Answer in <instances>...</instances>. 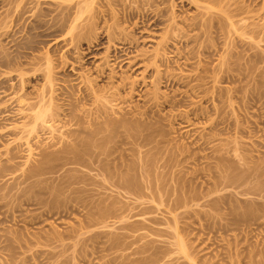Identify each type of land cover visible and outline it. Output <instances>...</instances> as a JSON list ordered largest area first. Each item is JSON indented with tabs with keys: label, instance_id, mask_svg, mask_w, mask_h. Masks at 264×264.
<instances>
[{
	"label": "rangeland",
	"instance_id": "obj_1",
	"mask_svg": "<svg viewBox=\"0 0 264 264\" xmlns=\"http://www.w3.org/2000/svg\"><path fill=\"white\" fill-rule=\"evenodd\" d=\"M95 1L0 0V264H264V0Z\"/></svg>",
	"mask_w": 264,
	"mask_h": 264
},
{
	"label": "bare ground",
	"instance_id": "obj_2",
	"mask_svg": "<svg viewBox=\"0 0 264 264\" xmlns=\"http://www.w3.org/2000/svg\"><path fill=\"white\" fill-rule=\"evenodd\" d=\"M97 1H99L100 3H104V4H106L105 6H107V5H109V7L111 6V2H113V0H97ZM97 1H95V2H97ZM118 1V0H117ZM130 1V0H129ZM140 1V0H139ZM145 1V0H144ZM149 1V0H148ZM192 3H195L197 6H200V4H203L202 2H200L199 3V1H202V0H190ZM93 2V1H92ZM114 2H116V1H114ZM133 2V1H132ZM138 2V1H137ZM141 2V1H140ZM140 2H138V3H140ZM207 2V1H206ZM216 2V1H215ZM99 3V4H100ZM118 3V2H117ZM126 3H127V1H126ZM135 2H133V4H134ZM145 3V2H144ZM149 3V2H148ZM166 3V2H165ZM239 3V2H238ZM251 3H252V1H251ZM116 4V3H115ZM115 4L113 3V5L115 6ZM119 4V3H118ZM155 4V3H154ZM215 5H212L211 4V6L209 5V6H205V9H207V13H212V15L210 16V18H209V20H206L205 22H199V23H188L186 26H188V28L189 27H194V28H199V29H202V33H206L208 30H210L212 27L214 28V22L215 21H213V19H215L216 20V18H218V17H225L226 19H229L231 16H233L234 15V17H235V15H241V14H243V13H245L246 11H247V8L248 7H250V6H247V8H246V6L244 7V5L243 4H237V2L235 1V0H233V1H231V0H219L218 2H216V3H214ZM103 5V4H102ZM120 5V4H119ZM122 6L124 5V4H121ZM129 5H130V3H129ZM136 5H138V4H136ZM142 5H143V3H142ZM148 5V4H147ZM204 5V4H203ZM206 5V4H205ZM104 6V7H105ZM127 7H128V5H126ZM134 6V5H133ZM139 8L141 9L142 7H141V5L139 4ZM99 7H100V5H99ZM127 7H122V8H124V14H125V18H133V16L135 15V14H138V15H140L139 17H143V22H146L147 23V21H149L148 19H149V16H150V14L149 13H147V11H144V10H142V11H140V9L138 8V6H134V8H128V9H125V8H127ZM132 7V6H131ZM204 7V6H203ZM81 8V7H80ZM95 8V7H94ZM96 8H98V7H96ZM103 8V7H102ZM102 8H100V9H102ZM115 8V7H114ZM93 9V8H92ZM106 9H108L107 7H106ZM106 9H104V10H106ZM113 9V8H112ZM145 9V8H144ZM147 9V8H146ZM87 10V9H86ZM85 9H82L81 11H79L78 13H80V15H82V13H84V12H82V11H86ZM90 10V9H89ZM95 10V9H94ZM98 10V9H97ZM116 10V9H115ZM114 10V11H115ZM166 10V9H165ZM91 11H93V10H91ZM96 11V10H95ZM94 11V12H95ZM98 11H100V10H98ZM98 11H96V13L98 12ZM102 11V10H101ZM107 11V10H106ZM112 11V10H111ZM117 11H119V8H118V10ZM158 11V10H157ZM249 11H250V8H249ZM89 12V11H88ZM105 12V11H104ZM122 12H123V9H122ZM162 12V10L161 11H159V12H156L155 14L157 15L156 17H155V19L152 21V23L151 24H154V25H156L158 22H160V17L161 16H163L162 14L163 13H161ZM65 13L66 12H64V15H65ZM100 13V12H99ZM110 13V12H109ZM121 13V12H120ZM169 13V12H168ZM174 13V12H173ZM90 14V13H89ZM107 16H108V14L107 13H105ZM111 14L112 15H114L113 14V11L111 12ZM111 14H109L110 16H111ZM123 13L121 14V15H124ZM154 14V13H153ZM203 14V13H202ZM63 15V16H64ZM94 15V13L92 12V16ZM97 15V14H96ZM95 15V16H96ZM99 15V14H98ZM98 15H97V17H98ZM104 15V14H103ZM102 15V17H104ZM117 15H118V13H117ZM77 16H79V15H77ZM100 16V15H99ZM109 16V17H110ZM137 16V15H136ZM206 16V15H205ZM108 17V18H109ZM113 17V16H112ZM111 17V18H112ZM116 17H118V16H116ZM120 17H122V16H120ZM151 18H152V16H150ZM90 18V17H89ZM93 19H94V16L92 17ZM212 18V19H211ZM232 18V17H231ZM230 18V19H231ZM98 19V18H97ZM102 19V18H101ZM121 19V18H120ZM169 19V18H168ZM186 19V18H185ZM96 20V19H95ZM115 20H117L116 18H115ZM123 20V19H122ZM129 20H132V19H129ZM243 20V19H242ZM93 21V20H92ZM98 21V20H97ZM97 21H95L94 23H96ZM211 21H212V23H211ZM233 22V21H232ZM241 22V21H240ZM145 23V24H146ZM221 23V22H220ZM231 23V22H230ZM97 24V23H96ZM240 24V23H239ZM93 25V24H92ZM118 25H120V24H118ZM176 25V24H175ZM216 25V24H215ZM229 25H232V24H229ZM252 25V24H251ZM250 25V26H251ZM73 26V25H72ZM95 27H96V25H94ZM116 26V25H115ZM233 26V25H232ZM112 27H114V24H113V26ZM116 27H120V26H116ZM142 27V26H141ZM241 27H243V28H249V24H242V26ZM58 28V27H57ZM115 28V27H114ZM113 28V29H114ZM139 28V27H138ZM217 28H218V26H217ZM223 28V27H222ZM237 28V27H236ZM97 29V28H96ZM111 29V28H110ZM171 29L172 30H174V29H176V27L174 26V24H172V27H171ZM186 29V28H185ZM259 29V28H258ZM115 30V29H114ZM113 30V31H114ZM143 30V29H142ZM192 30H193V28H192ZM237 30V29H236ZM242 30V29H241ZM133 31V30H132ZM201 31V30H200ZM114 32H116V31H114ZM117 32H118V30H117ZM136 32V31H135ZM173 32V31H172ZM175 32H176V30H175ZM178 32V31H177ZM241 32V31H240ZM257 32V31H256ZM97 33V32H96ZM166 33H167V31H166ZM183 35H182V37L181 38H179V39H182L183 38V40H180V41H182V42H185L186 44L189 42V38H190V36L188 35V34H186V33H183V32H181ZM112 34H114V33H112L108 28H106V29H104V31H101L100 33H98V36L97 37H95L94 39H95V44L94 45H99L100 43H102V39L103 38H106V39H111V35ZM169 36H170V38H172L174 41L176 40V36L175 35H173L172 33H170V31H169ZM196 34H198V33H196ZM195 34V35H196ZM199 34H200V32H199ZM96 35V34H95ZM134 35V34H133ZM194 35V38L196 37ZM120 36V35H119ZM181 36V35H180ZM126 37H127V35H126ZM135 36H133V38H134ZM167 37H168V35H167ZM179 37V36H178ZM198 37V36H197ZM200 37V36H199ZM125 38V37H124ZM133 38H131L130 39V41H129V44H131L132 43V39ZM169 38V37H168ZM169 38V39H170ZM193 38V37H192ZM121 39V38H120ZM122 39H123V36H122ZM127 39V38H126ZM198 39V38H197ZM164 40L166 41V38H164ZM124 41H125V39H124ZM134 41V40H133ZM163 41V40H162ZM226 42V41H225ZM161 43H164V42H161ZM160 43V44H161ZM177 43V42H176ZM126 44V43H125ZM170 45V44H169ZM128 46V45H127ZM200 46V45H199ZM129 47V46H128ZM132 49V48H131ZM204 49V48H203ZM184 52V51H183ZM125 54H127V53H125ZM153 55V54H152ZM178 55V54H177ZM115 56V55H114ZM156 56V53H155V55H154V57ZM116 57V56H115ZM125 57H127V56H125ZM169 59V58H168ZM156 60V59H155ZM49 63V62H48ZM47 76V75H46ZM158 77V76H157ZM160 77V76H159ZM48 78V77H47ZM163 78V77H162ZM25 79V78H24ZM159 79L160 78H158L157 79V81L159 82ZM156 81V82H157ZM154 84V83H153ZM21 85V84H20ZM48 85V84H47ZM10 87V86H9ZM2 88V87H1ZM52 88V87H51ZM95 88V87H94ZM118 88V87H117ZM100 89V88H99ZM99 89H98V92H100L99 91ZM51 90V89H50ZM94 92H93V91ZM92 90L90 91V90H88V91H86V92H84L83 94H82V96H80V98H81V100L82 99H85V100H88V98H90V97H92V96H94V97H96V95L95 94H98L97 93V91L95 92V90L92 88ZM97 90V89H96ZM56 91V90H55ZM84 91V90H83ZM114 91H116V90H114ZM53 92V91H52ZM43 93V92H42ZM48 93V92H47ZM54 93V92H53ZM55 94V93H54ZM100 94H102V92L100 93ZM112 94V93H111ZM114 94V93H113ZM48 95V94H47ZM40 96H42V94L40 95ZM98 96V95H97ZM102 96H104V94L102 95ZM48 97V96H47ZM50 97V96H49ZM52 97V96H51ZM93 97V98H94ZM26 98V97H25ZM25 98H24V96H20L19 98H18V101H19V103H21V102H24L25 101ZM53 98V97H52ZM44 99V98H43ZM78 99H79V97H78ZM91 99V98H90ZM80 100V99H79ZM95 100V99H94ZM45 101V100H44ZM47 101H53V100H51V98L50 99H48ZM78 101V100H77ZM40 102V101H39ZM54 104H55V102H53ZM22 104V103H21ZM31 104V103H30ZM40 104H41V102H40ZM48 105L50 104V103H47ZM54 104H53V106H54ZM71 105V104H70ZM46 106V105H45ZM57 106V105H56ZM55 106V107H56ZM59 106V105H58ZM25 107V106H24ZM47 107V106H46ZM49 107H50V105H49ZM70 107V106H69ZM72 107V106H71ZM54 108V107H53ZM52 108V109H53ZM46 109V108H45ZM52 109H48V110H52ZM58 110V109H57ZM26 111V110H25ZM24 111V112H25ZM39 111V110H38ZM37 111V113H34L33 115H32V117L33 118H31V119H33V120H31L33 123H34V127H35V123H36V121H40V122H47L48 120L49 121H51V119H54V117H58L59 116V112L57 113L56 111H55V109H54V111L56 112H54L53 114H51L50 115V113H52V112H50L49 113V115L51 116V117H48V119H46L45 118V113H46V111H47V109H46V111H39L38 112ZM53 111V110H52ZM61 113V112H60ZM62 114V113H61ZM57 115V116H56ZM71 115V114H70ZM28 116V115H27ZM26 116V117H27ZM54 116V117H53ZM53 117V118H52ZM60 117V116H59ZM72 117V116H71ZM70 117V118H71ZM48 121V122H49ZM68 121V120H67ZM94 121V120H93ZM99 122V121H98ZM62 123H63V121H62ZM104 123V122H103ZM44 124V123H43ZM42 124V125H43ZM98 124V123H97ZM101 125V124H100ZM104 124H102L101 126H103ZM51 127V126H50ZM97 127H98V125L96 126V128L95 129H91L90 131L92 132V134H94V132L95 131H97ZM104 127V126H103ZM93 128V127H92ZM100 128V127H99ZM72 129V128H71ZM88 129V128H87ZM29 130H31V129H29ZM28 130V131H29ZM82 130V129H81ZM74 131L75 130H69L68 132H67V135L68 134H72V133H74ZM89 131V130H88ZM90 131H89V133H90ZM88 133V134H89ZM66 134V133H65ZM91 134V135H92ZM96 134V133H95ZM73 137V136H72ZM74 139V138H73ZM116 162H118V161H116ZM118 166V165H117ZM100 168V167H99ZM98 168V169H99ZM27 169H29V168H27ZM30 170V169H29ZM28 170V171H29ZM101 172V171H100ZM27 177V176H26ZM120 182H122V181H120ZM124 182V181H123ZM117 183H119V182H117ZM122 184H124V183H122ZM249 191V190H248ZM262 191V190H261ZM260 203V202H259ZM260 206V205H259ZM126 225V224H125Z\"/></svg>",
	"mask_w": 264,
	"mask_h": 264
}]
</instances>
